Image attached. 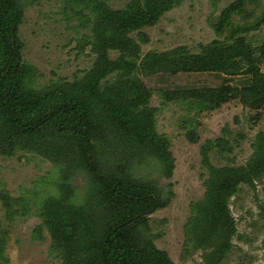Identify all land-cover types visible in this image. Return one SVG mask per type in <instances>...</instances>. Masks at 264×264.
Returning a JSON list of instances; mask_svg holds the SVG:
<instances>
[{"label": "trees", "instance_id": "16d2710c", "mask_svg": "<svg viewBox=\"0 0 264 264\" xmlns=\"http://www.w3.org/2000/svg\"><path fill=\"white\" fill-rule=\"evenodd\" d=\"M256 1L229 3L212 24L216 35L227 30L228 35L201 46L199 53L180 46L148 52L139 60L141 45L148 42L142 29L181 0H132L121 10L102 0H64L67 22L77 17L75 28L87 30L78 49L90 46L94 61L80 77L34 88L35 68L22 60L23 43L18 37L24 2L0 0V156L38 154L57 171L49 183L54 192L46 191L42 198L34 194L35 201L13 197L0 186L6 218L37 214L61 264H174L155 246L148 224L149 216L169 201L171 185L164 191L158 179L142 181L131 172L132 166L152 160L164 178H170L174 169L170 140L155 129L160 109L149 105L152 90L138 73L190 70L227 76L217 87H178L163 94L166 102L180 103L187 115L194 113L182 118L191 142H196L203 112L231 100L251 111L262 108L264 39L254 46L247 34L264 22V11L255 24H231L234 14H243L247 3ZM134 32L138 41L131 36ZM111 51L118 55L111 58ZM234 79L240 83L231 84ZM222 131L200 148L204 193L191 204L185 223L182 255L201 251L202 264H219L232 247L237 230L231 198L241 185L255 189L264 177V127L255 134L243 165H234L229 154L244 134L232 135L227 126ZM210 152L226 163L213 165ZM79 173L85 181L81 194L71 185ZM4 235L0 231V259H5Z\"/></svg>", "mask_w": 264, "mask_h": 264}, {"label": "rangeland", "instance_id": "374dc122", "mask_svg": "<svg viewBox=\"0 0 264 264\" xmlns=\"http://www.w3.org/2000/svg\"><path fill=\"white\" fill-rule=\"evenodd\" d=\"M110 8L121 10L132 0H102ZM235 0H181L180 5L167 11L142 32L148 42L141 45L139 60L148 52L162 53L185 46L191 53L200 52L201 46L228 35V30L216 35L212 24L222 10ZM24 17L19 26L18 37L23 43L22 60L35 68L34 88H42L60 79L72 80L80 77L94 61L90 46L78 49L79 41L86 29L78 28L77 17L69 23L62 13L64 0H23ZM264 11V0L248 2L245 12L234 14L231 24H255ZM67 15L73 14L68 10ZM137 32L131 34L135 39ZM243 35V34H242ZM247 37H253L257 46L264 39V22ZM137 40V39H136ZM138 41V40H137ZM116 51L110 52L115 58ZM139 79L152 90L151 107L159 108L155 115V129L158 135L170 140L169 150L174 157V169L170 178L160 176L155 161L140 162L132 166L135 177L158 179L164 191L171 185V196L166 205L149 216L150 236L155 246L165 251L174 264H202L201 251L182 255L185 243V223L190 215L191 204L199 201L204 193V169L200 148L207 139L223 135L225 126L232 132L244 134L240 145L234 147L229 158L234 165H243L251 154L255 134L264 127V105L250 110L237 100L222 104L214 111L199 115L196 142L186 136L183 117L186 114L180 103L166 102L163 94L179 88L217 87L227 76L216 72L179 71L176 74L154 72L149 76L138 73ZM231 84L240 83L237 79ZM233 137V136H232ZM231 138V137H230ZM210 162L224 165V159L214 152L209 153ZM138 165V166H137ZM56 168L50 161L38 154L20 153L8 158L0 156V186L13 197L26 196L35 201L34 194L43 197L53 193L49 183L55 179ZM132 174V175H133ZM42 178V179H41ZM45 178H47L45 181ZM71 185L78 188L85 185L83 173L77 174ZM45 190V191H44ZM230 212L235 220L236 234L231 239L232 247L219 264H264V177L255 184V189L241 185L230 201ZM0 231L4 232L5 248L0 264H61V258L50 249L51 236L41 225L37 214L15 215L11 220L5 216L0 203Z\"/></svg>", "mask_w": 264, "mask_h": 264}]
</instances>
